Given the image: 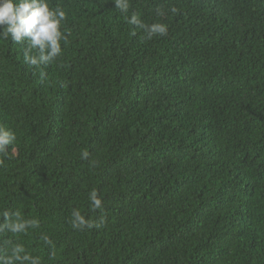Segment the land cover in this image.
Masks as SVG:
<instances>
[{"label":"trees","instance_id":"1","mask_svg":"<svg viewBox=\"0 0 264 264\" xmlns=\"http://www.w3.org/2000/svg\"><path fill=\"white\" fill-rule=\"evenodd\" d=\"M48 2L66 13L55 60L30 66L25 45L0 39V125L16 134L0 210L40 221L0 235V251L13 240L41 264H264V0H130L127 15L167 24L152 38L114 0ZM73 208L94 227L74 229Z\"/></svg>","mask_w":264,"mask_h":264},{"label":"clouds","instance_id":"2","mask_svg":"<svg viewBox=\"0 0 264 264\" xmlns=\"http://www.w3.org/2000/svg\"><path fill=\"white\" fill-rule=\"evenodd\" d=\"M115 8L125 15L129 25L143 29L148 38L167 34V24L156 21L145 24L138 13L127 15L130 9V0H114ZM170 11L175 14L177 9ZM156 15L163 16L164 12L156 9ZM66 19L65 11L59 7H50L48 0H0V39L9 40L16 44H23V60L30 66L40 68L55 60L62 53L61 41L67 42L66 35L61 31L62 22ZM44 73L41 72V77ZM16 141V134L0 125V165L9 155V147ZM87 159L88 153L81 154ZM93 210L102 208V200L96 190L88 194ZM71 226L83 230L94 227V222L86 218L78 209L71 211ZM40 227L37 218L27 219L19 211L0 210V235L5 233L18 237L27 235L29 230ZM40 240L49 247L53 241L47 234L41 233ZM10 247L0 251V264H41L40 257L31 255L21 243L8 240Z\"/></svg>","mask_w":264,"mask_h":264}]
</instances>
